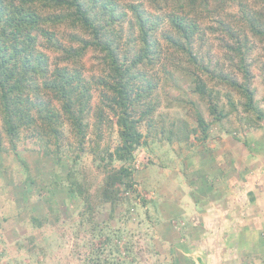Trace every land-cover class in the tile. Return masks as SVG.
Returning a JSON list of instances; mask_svg holds the SVG:
<instances>
[{
    "label": "rangeland",
    "instance_id": "rangeland-1",
    "mask_svg": "<svg viewBox=\"0 0 264 264\" xmlns=\"http://www.w3.org/2000/svg\"><path fill=\"white\" fill-rule=\"evenodd\" d=\"M128 2L120 5L112 24L99 20L106 24L103 38L111 41L126 65L144 53L145 43L139 28L130 25L135 16ZM135 2L147 12L152 28L148 41L152 53L148 51L149 58L129 72L133 112L136 117L148 112L137 124L141 143L132 159L108 162L106 156L121 141L110 102L114 93L105 85L112 82L113 73L105 52L96 45L84 49L76 63L83 84L78 92L88 95L80 131L62 113L52 120L57 138L44 135L39 123L20 126L17 136L10 138L0 118V264H88L86 256L100 245L103 235L83 219V201L72 190V182L87 184L94 192L104 178L105 164L106 169L128 165L134 181L135 190L123 193L134 204L128 219L118 220L128 207L126 198L110 223L122 233L113 244L121 252L127 245L131 252L119 260L241 264V203L250 197L243 183L253 181L257 171L244 167L241 140L264 138V34L256 35L242 20L237 22L234 3L216 16L195 5L186 21L194 20L200 28L191 45L199 67L193 65L186 72L187 54L165 38L176 35L169 16L183 15L186 9L176 11L170 0L166 6L165 0ZM259 7L264 10V4ZM39 12L49 21L34 30L47 31L62 48L76 50L82 41L93 40L90 31L67 15L68 10L51 7ZM54 14L64 20L54 23ZM219 17L230 23L238 44L218 27ZM39 40L37 49L51 64L63 65V51ZM221 77L248 84L253 108L246 109L243 92L231 89ZM201 87L205 91L199 94ZM52 104L61 112L60 103ZM199 117L207 124L204 131ZM108 209V204L98 207L95 220L106 219Z\"/></svg>",
    "mask_w": 264,
    "mask_h": 264
},
{
    "label": "trees",
    "instance_id": "trees-1",
    "mask_svg": "<svg viewBox=\"0 0 264 264\" xmlns=\"http://www.w3.org/2000/svg\"><path fill=\"white\" fill-rule=\"evenodd\" d=\"M125 1L99 0L98 2V0H88L85 3V0H0V118L4 131L10 138L17 136V130L20 126H35L38 125L37 123L42 127L44 135L52 134L54 138H57L58 127L53 125L52 120L62 113L75 123L78 131L81 130L80 120L86 110L88 95L78 92V88L83 84L81 81L82 74L76 63L84 53V49L96 45L105 52V58L108 60V65L111 66L113 73L112 82H106L105 85L114 93L110 102L115 107L114 115L121 141L120 145L116 146L106 157L109 158L108 162L114 158L121 161H128L133 158V150L141 143L142 137L137 124L148 112L145 110L137 117L133 112V100L129 95V72L132 66H136L149 58L147 53H152L151 44L148 42L152 28L148 24L147 12L140 8V3L135 2L137 0H129L127 8L135 16L130 21V25L139 28L141 38L145 43L143 44L144 53L126 65L115 54V48L111 41L103 38V30L106 24L99 22L105 18V23L112 24L117 17L118 8L121 7L120 5H124ZM168 1L165 0V6ZM170 1L171 6L176 11L186 9L183 15L169 16L176 35L165 36L177 51L187 54L186 72H189L193 65L199 67L197 56L192 51L191 45L194 35L200 31V28L196 21H186L187 15L195 5L199 6L201 10L207 11L209 16H216L225 11V6L234 3L238 6L239 17L236 18L238 19L237 22L242 20L248 29L256 35L263 36L264 34V10L262 11V8L259 7L264 4V0ZM97 2L101 8L98 12ZM153 2L156 4L157 0H153ZM51 7L68 10L67 15L72 17V20L81 27L90 31L93 34V40L82 41L81 48L73 50L59 46L60 43L53 40L47 31L34 30L42 21H49V16H42L39 11ZM51 20L54 23L61 22L64 17L54 14ZM216 20L218 27L238 44V35L230 32V23L220 17ZM38 37L39 39L43 38L51 47H59L63 51L60 59L61 63H64L63 65L57 66L58 64L55 62L51 64L47 56L37 49L40 41ZM239 50L240 46L236 51ZM243 62L244 58H241V64ZM68 63L74 66H69ZM244 73L246 76L247 71ZM221 78L231 89L243 92L246 99L244 103L246 109L253 108V95L248 84L243 85L235 79ZM204 91L205 89L201 87L198 93L201 94ZM53 101L61 104V112L53 106ZM212 109L214 110V106ZM198 122L204 131L207 126L204 119L199 117ZM103 167L105 169L104 178L94 192H89L87 184L72 182L75 186L72 190L77 192L83 201V219L91 224L93 230L99 227L98 235H103L100 245L93 246L86 256L87 263L112 264L111 259L116 264H130V261L119 260L121 255L130 257L131 252L127 245L123 247L125 252H121L120 247L113 244L114 238L122 233L118 228L114 229L110 223L114 219L116 207L123 204L124 199L127 198L125 203L128 207L125 212H122L123 215H118V220H127L130 207L134 206L127 196L123 198L125 197L123 196L124 192L129 191V189L135 190L132 170L128 165L106 169L105 164ZM104 204L109 206L108 217L102 222H98L95 220V214L97 208ZM105 229H112V233H104L102 230ZM132 260L134 261V258Z\"/></svg>",
    "mask_w": 264,
    "mask_h": 264
},
{
    "label": "crops",
    "instance_id": "crops-1",
    "mask_svg": "<svg viewBox=\"0 0 264 264\" xmlns=\"http://www.w3.org/2000/svg\"><path fill=\"white\" fill-rule=\"evenodd\" d=\"M242 152L245 166L257 169L254 172L255 179L243 183L249 199L241 203V245L244 247L241 264H264V138L241 140ZM245 154V156L243 155ZM252 211V212H251ZM245 251V252H244ZM253 258V262L249 261Z\"/></svg>",
    "mask_w": 264,
    "mask_h": 264
}]
</instances>
